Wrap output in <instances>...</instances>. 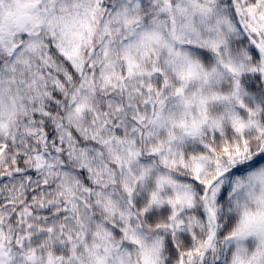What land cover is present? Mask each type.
I'll list each match as a JSON object with an SVG mask.
<instances>
[{"label":"snow or ice","instance_id":"6c2138e0","mask_svg":"<svg viewBox=\"0 0 264 264\" xmlns=\"http://www.w3.org/2000/svg\"><path fill=\"white\" fill-rule=\"evenodd\" d=\"M0 264H264V0H0Z\"/></svg>","mask_w":264,"mask_h":264}]
</instances>
